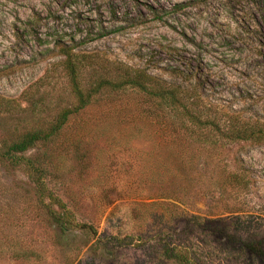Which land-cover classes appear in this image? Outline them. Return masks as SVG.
I'll list each match as a JSON object with an SVG mask.
<instances>
[{
    "label": "rangeland",
    "instance_id": "obj_1",
    "mask_svg": "<svg viewBox=\"0 0 264 264\" xmlns=\"http://www.w3.org/2000/svg\"><path fill=\"white\" fill-rule=\"evenodd\" d=\"M58 39L108 72L143 68L218 113L264 118V0H0V99L23 108L0 105V144L74 104ZM102 72L82 68L85 88ZM157 103L93 94L24 153L49 168L43 198L27 166L0 159V264H181L167 245L191 264H264V144L196 141Z\"/></svg>",
    "mask_w": 264,
    "mask_h": 264
},
{
    "label": "trees",
    "instance_id": "obj_2",
    "mask_svg": "<svg viewBox=\"0 0 264 264\" xmlns=\"http://www.w3.org/2000/svg\"><path fill=\"white\" fill-rule=\"evenodd\" d=\"M55 47L62 54V68L65 72L69 89L75 102L70 107L64 108L51 123L47 129L34 128L23 132L17 138L10 140L7 144H0V159L10 163V165L24 164L29 168L30 181L37 189L39 198L45 196L48 191L46 187V177L49 168L43 165V161L31 160L24 153L28 149H33L37 144L44 145L53 136H57L66 125L70 116L79 113L90 103V98L93 94L104 90H120V89H135L143 96L152 101H157V106L163 110H168L173 117L176 118L178 126L182 127L186 133L196 139V141L216 142L217 139H225L229 142L246 141L254 145L264 144V118H244L240 112H221L217 109L206 106L201 100L200 95L195 91L196 87L182 88L177 84L165 83L153 77L143 68H131L128 66L109 67L103 65L101 61L95 60L90 53H82L73 50L74 47L67 46L66 43L55 41ZM98 67L102 69L101 75L91 82L89 88L85 85L80 77L82 68ZM27 99V98H26ZM12 99H0V105H6V110L9 112L15 110L21 111L20 104H13L15 109H10ZM92 101V100H91ZM46 174V175H45ZM49 199H54L55 196L46 194ZM60 211L51 209L49 215L55 220L62 231H65L70 224V219L64 214L66 209L59 202ZM163 249V248H162ZM166 259L177 261L181 264H191L189 255L168 247L163 249ZM256 253H261V250L254 248Z\"/></svg>",
    "mask_w": 264,
    "mask_h": 264
}]
</instances>
